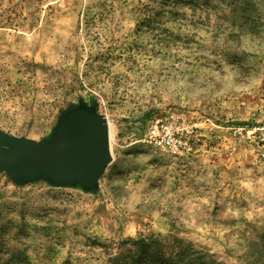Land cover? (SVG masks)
Returning <instances> with one entry per match:
<instances>
[{
  "label": "rangeland",
  "instance_id": "374dc122",
  "mask_svg": "<svg viewBox=\"0 0 264 264\" xmlns=\"http://www.w3.org/2000/svg\"><path fill=\"white\" fill-rule=\"evenodd\" d=\"M80 100L111 161L90 191L0 170V264H264V0H0V133Z\"/></svg>",
  "mask_w": 264,
  "mask_h": 264
},
{
  "label": "water",
  "instance_id": "95a60500",
  "mask_svg": "<svg viewBox=\"0 0 264 264\" xmlns=\"http://www.w3.org/2000/svg\"><path fill=\"white\" fill-rule=\"evenodd\" d=\"M110 161L108 119L84 100L61 112L50 137L0 133V170L18 184L46 179L52 185L96 190Z\"/></svg>",
  "mask_w": 264,
  "mask_h": 264
},
{
  "label": "trees",
  "instance_id": "16d2710c",
  "mask_svg": "<svg viewBox=\"0 0 264 264\" xmlns=\"http://www.w3.org/2000/svg\"><path fill=\"white\" fill-rule=\"evenodd\" d=\"M196 259H194V258H184V256H182V251H180L178 253L176 259H174V260H170L169 262L162 263V261H160V260H154L153 258H151L150 259V261H151L150 264H205V260L203 259V257L197 256ZM209 264H213V263H209Z\"/></svg>",
  "mask_w": 264,
  "mask_h": 264
}]
</instances>
